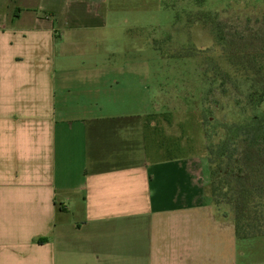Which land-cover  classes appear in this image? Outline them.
<instances>
[{
    "label": "crops",
    "instance_id": "0c3cea01",
    "mask_svg": "<svg viewBox=\"0 0 264 264\" xmlns=\"http://www.w3.org/2000/svg\"><path fill=\"white\" fill-rule=\"evenodd\" d=\"M107 1L0 0V264H238L200 159L147 127L146 82L71 79Z\"/></svg>",
    "mask_w": 264,
    "mask_h": 264
},
{
    "label": "rangeland",
    "instance_id": "374dc122",
    "mask_svg": "<svg viewBox=\"0 0 264 264\" xmlns=\"http://www.w3.org/2000/svg\"><path fill=\"white\" fill-rule=\"evenodd\" d=\"M102 10L91 50L68 55L72 81L95 64H114L113 81H145L147 127L175 156L200 159L219 218L245 219L237 263L264 264V0H108Z\"/></svg>",
    "mask_w": 264,
    "mask_h": 264
},
{
    "label": "trees",
    "instance_id": "16d2710c",
    "mask_svg": "<svg viewBox=\"0 0 264 264\" xmlns=\"http://www.w3.org/2000/svg\"><path fill=\"white\" fill-rule=\"evenodd\" d=\"M251 98L254 101L260 102V99H257L256 95H254V94L251 95ZM212 176H214V175H212ZM218 192H219V188L216 186L213 189V196L215 198L214 199L215 203H219V201H218V197H219ZM259 199L260 200L258 201V204L261 205V206H264V196H260ZM255 201H257V200H255ZM243 220H245V219L242 216L237 217L235 219V228H236V235H237L238 240L247 239V238L251 237L250 235H245L244 233H242L244 228L242 227L241 223H242Z\"/></svg>",
    "mask_w": 264,
    "mask_h": 264
}]
</instances>
